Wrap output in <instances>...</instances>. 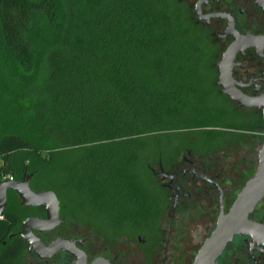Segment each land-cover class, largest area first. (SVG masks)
Returning a JSON list of instances; mask_svg holds the SVG:
<instances>
[{"label": "trees", "instance_id": "obj_1", "mask_svg": "<svg viewBox=\"0 0 264 264\" xmlns=\"http://www.w3.org/2000/svg\"><path fill=\"white\" fill-rule=\"evenodd\" d=\"M207 55L170 0H0V185L58 176L43 189L83 198L110 234L156 226L162 198L143 180L150 140L234 126L207 84ZM28 215L10 190L0 264H20Z\"/></svg>", "mask_w": 264, "mask_h": 264}, {"label": "flooded vegetation", "instance_id": "obj_2", "mask_svg": "<svg viewBox=\"0 0 264 264\" xmlns=\"http://www.w3.org/2000/svg\"><path fill=\"white\" fill-rule=\"evenodd\" d=\"M170 1L174 8L181 12L192 33L202 40L205 45H207L206 43L213 45L214 49L210 50L207 47L208 55L210 53L214 54L212 60L206 58L203 64V69L207 73V84L211 88L213 96L221 100L227 110L230 106L225 104L226 100L235 106V109L239 111V118H237L240 123L238 122L230 127L179 130L169 135V137L159 135L160 139L163 140L158 150L159 159L157 164L160 171L153 170L155 176L152 181H156V177L160 175L163 181L167 182L164 186L174 192V197L171 204L163 197L164 195L162 196V191L160 192L162 202L157 204L159 206V218L154 231L150 232L146 229L137 234L111 233V240H114L111 244L94 242L91 237H88L79 229L65 226L67 221L63 215L61 205L60 215L63 222L52 230L34 232L46 245L60 238L68 242L67 248L55 252L50 258L40 259L27 245V249L37 257V264H147L149 260H146L145 249L147 245L155 252L150 257L155 259L159 255L160 260L156 259L154 264H167L171 257L180 255L189 257L194 253L191 257V264H193L206 239L216 227L222 203L224 212L228 211L225 208V195L232 186L230 184H227L226 187L223 185L222 177L224 173L216 163L221 157L218 149L238 138H226L231 133L238 136L240 134H252L254 138L259 140L264 138V101H260V98L264 96V49L251 46L239 50L231 60L232 83L229 88L252 98L255 103H260L259 106L245 107L223 93V87L219 83V64L222 62L224 54L238 38L247 35H264V14L254 0ZM214 130L226 132L227 134L221 136L223 138H221L220 144L214 143V141L209 142L207 139V133ZM167 148L171 151V154L167 156L170 159L166 161V165L163 161V150ZM195 148H197L196 151ZM181 159L183 160L181 161ZM165 165L175 170L166 172ZM200 181L202 183H199ZM212 190L218 193L219 213L211 229L208 224L203 226L205 233L209 232L197 247L196 241L187 239V233L191 226L188 223V218L195 211L191 199H193L194 194H197L198 197L204 195L209 197ZM221 194L222 201L220 199ZM24 207L29 209V215L26 218L32 216L46 217L43 206ZM254 214L252 219L264 224V220L254 219ZM21 229L22 224L16 234L19 235ZM191 231H193V228ZM149 235L155 236L153 242L148 239ZM128 238L139 243L138 254L134 253L130 246H124V248L117 246L116 241L123 242ZM216 264H264V244L253 240L249 236H237L226 247L217 259Z\"/></svg>", "mask_w": 264, "mask_h": 264}, {"label": "rangeland", "instance_id": "obj_3", "mask_svg": "<svg viewBox=\"0 0 264 264\" xmlns=\"http://www.w3.org/2000/svg\"><path fill=\"white\" fill-rule=\"evenodd\" d=\"M206 44L210 50L212 48L214 49L213 45H210L208 43ZM213 56L214 54L210 53V55H207V59L212 60ZM219 101L220 103L224 104L221 100ZM225 104L227 106H230V111L228 110V115L224 116V121H228L232 124L238 123L239 111H237V109H235V106L229 103V101L226 100ZM160 138L161 137L159 135H155L152 140H150L152 147H150L143 158L145 160V171L143 172L145 174V177H143V180H145L147 185H151L155 189V191L159 193L160 197V192L162 191V196L164 195L163 197H165L168 202L172 204L174 192L164 186V184L167 182L163 181L160 175L156 177V181H152V178L155 176L153 170H155L156 172L160 171L157 164V161L159 159V146L163 143V140H161ZM263 143L264 138H262V140H259L254 138L252 134H240L235 141L233 140L218 149L220 150L221 157L216 163H218V168H220L224 173L222 177L223 185L225 187L228 186L227 184H230L232 186L225 195L226 210L230 209L231 203L236 199L238 193L245 186L247 180L251 178L256 172L258 154ZM196 150L197 148H195V151ZM163 153V161L164 164H166V161L170 159V157L167 158V156L171 154V151L167 148L163 150ZM182 160L183 159H181V161ZM166 165V172H173L175 170L174 168L171 169ZM54 170L55 167L52 166V169L47 170V174L50 175L54 172ZM48 178H45L41 182H39V185L35 186L34 190L43 189L44 187L42 186H48L54 181L58 182V176L52 175ZM199 183L202 182L200 181ZM210 192L211 193L209 194V197H206L205 195L203 197H198L197 194H194L193 199H191V203L193 204L195 211L188 218V223L191 224V226L189 227V232L187 233V239L196 241L195 244L197 245V247L200 245L201 240L206 237L209 232L208 231L207 233H205L203 226L205 224H208V227H210L211 229L213 227L212 225H214L213 223L216 222L219 213L218 193L213 190ZM63 195L65 196V198H60L59 196L58 197L61 201L63 215L64 217H66V227L79 229L88 237H91L94 242H101L104 244H111L112 242H114V240H111L109 232V226L112 224V222H110V219L107 220L93 212L90 205L84 202L83 198L80 199L78 196H73L68 192H64ZM68 211L72 214H67L69 213ZM253 217L254 219L264 220V200L258 204L256 213ZM154 228L155 225L144 227V229H147L150 232L154 231ZM192 228L193 231H191ZM154 237V235H149L148 239L152 241ZM116 244L119 248L130 246V249L134 253H139V243H137L136 240L131 241V238L125 239L123 242L116 241ZM145 252L147 254L146 260L149 259L147 264H154L155 260L159 259V255L155 259L150 257V255L155 254V252H153V249H151L149 245L146 246ZM193 255L194 253L189 257L185 255L171 257L169 263L167 264H191V257ZM20 264H37V257L28 249H26L20 260Z\"/></svg>", "mask_w": 264, "mask_h": 264}, {"label": "water", "instance_id": "obj_4", "mask_svg": "<svg viewBox=\"0 0 264 264\" xmlns=\"http://www.w3.org/2000/svg\"><path fill=\"white\" fill-rule=\"evenodd\" d=\"M264 14V0H254ZM256 46L264 49V35L242 36L224 54L220 66V85L223 93L245 107L259 106L252 98L242 95L229 88L231 86V60L239 50ZM264 101V96L260 98ZM33 175L24 180L5 181L0 185V216H4L8 205V193L13 190L19 196L24 206H43L46 217H28L22 223L19 235L23 238L29 249L40 259L50 258L55 252L65 250L68 242L56 239L46 245L34 231H49L63 222L61 219V201L53 189L34 190L31 188ZM222 201V194L220 195ZM264 200V143L259 151L256 172L248 179L245 186L238 193L235 201L227 212H224L223 203L216 227L206 239L198 252L193 264H216L226 247L237 236H249L253 240L264 244V224L252 219L258 204Z\"/></svg>", "mask_w": 264, "mask_h": 264}, {"label": "crops", "instance_id": "obj_5", "mask_svg": "<svg viewBox=\"0 0 264 264\" xmlns=\"http://www.w3.org/2000/svg\"><path fill=\"white\" fill-rule=\"evenodd\" d=\"M9 229L10 222L4 216H0V241L8 234Z\"/></svg>", "mask_w": 264, "mask_h": 264}, {"label": "built area", "instance_id": "obj_6", "mask_svg": "<svg viewBox=\"0 0 264 264\" xmlns=\"http://www.w3.org/2000/svg\"><path fill=\"white\" fill-rule=\"evenodd\" d=\"M10 180H14V177H12V176H6V177H4L3 182L10 181Z\"/></svg>", "mask_w": 264, "mask_h": 264}]
</instances>
